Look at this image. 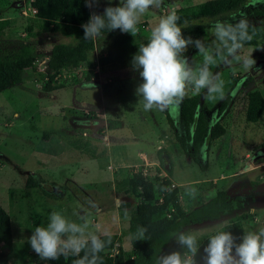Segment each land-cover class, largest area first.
<instances>
[{"label": "rangeland", "instance_id": "rangeland-1", "mask_svg": "<svg viewBox=\"0 0 264 264\" xmlns=\"http://www.w3.org/2000/svg\"><path fill=\"white\" fill-rule=\"evenodd\" d=\"M107 1L100 0L97 7L90 9L91 12L102 14ZM205 1L208 0H163L159 9H150L142 17L138 34L141 39H147L151 28L169 9L177 11ZM112 2L114 5L119 4V0ZM248 3L249 0L246 5ZM31 7L29 0H0V20H10L0 36V51L3 54H16L21 47L26 46L41 59L53 44L73 42L68 36L43 30L41 21L36 18ZM240 14H244L250 24H262L264 4L245 6L241 12L224 21H230L233 16L239 19ZM213 24L208 22L207 34L201 38L210 50L215 44ZM114 36L109 38L104 52L107 53ZM99 46H96L97 52L94 50V53H99ZM239 54L250 58L252 65L244 68L242 63L233 61L230 65L221 62L212 68L213 73H218L225 82L223 98L210 99L203 90L200 93L203 106L213 115H216L225 96L232 94L229 108L220 116L225 135L223 139L219 137L215 147H211L208 153V159L211 156L212 160L211 166H207L209 170H201L185 156L163 111L143 110L136 95V88L142 83V78L127 77L126 71L108 72L88 79L87 67L82 65L62 87L49 90L42 84V77L36 68L27 70L17 86L1 91L0 204L11 216V236L16 237V241L24 239V243L15 247L3 243V250L0 244V264H23L34 253L28 239L35 227L47 224V217L52 210H58L78 223L81 217L86 216L89 221L88 232L99 235L119 232L121 246L129 250V219L134 207L141 201L140 198L129 196L122 183L132 166L138 168L142 165L141 172L146 167L147 174L144 176L155 185L163 183V178H169V186L178 187L179 201L186 209L209 200L216 186L221 188V184L228 182L232 192L250 197V206L264 201V164L259 165L257 170L245 173L248 171L247 160L244 161L247 157L242 155L246 153L244 148L251 140L243 146L236 139L237 131L246 129V125L252 126L245 121V98L248 92L258 89L264 95V39H259L257 45L244 47ZM184 55L190 62L199 60L195 47L189 46ZM95 60V65L99 64L97 55H94ZM108 83L111 85L107 86ZM192 95L189 92L188 96ZM177 109L170 111L177 116ZM113 117L122 120L123 126L119 128L122 131H115L117 125H110L111 121L116 120ZM258 122L248 130L247 135H252L250 132L254 131L257 138L252 142L255 147L249 151L259 154L262 159L264 113ZM155 135L168 146L164 148L173 160L171 176L164 177L163 167L156 169L151 163L157 156V146L151 144ZM144 157L149 162L143 165L139 161ZM135 162L139 163L132 165ZM221 173L225 179H219ZM29 177L36 179L39 186L28 188L26 181ZM215 179L216 184L213 181ZM189 187L197 189L195 198L186 191ZM127 202L129 207L125 204ZM248 208L249 205L228 219V222L240 220L242 223L241 218L244 220L251 213ZM251 219L252 229L258 230L264 226V219L257 216H251ZM225 221L205 223L192 233L196 234V231L198 238H204L213 234L212 230L224 231L230 226ZM20 227L23 231L19 236ZM177 247H170L164 253ZM14 249H20L23 253Z\"/></svg>", "mask_w": 264, "mask_h": 264}, {"label": "trees", "instance_id": "trees-1", "mask_svg": "<svg viewBox=\"0 0 264 264\" xmlns=\"http://www.w3.org/2000/svg\"><path fill=\"white\" fill-rule=\"evenodd\" d=\"M246 4L247 0H208L177 10L176 13L180 18L178 23L185 37L201 39L207 34L208 22L224 21L229 16L241 12ZM30 5L36 10L35 16L41 21L43 30L60 33L73 39L71 43L57 42L50 48L47 61L49 81L45 84V88L54 90L62 87L67 79L57 86L52 84L55 75L64 69H78L82 65L87 67L88 79L96 77L97 74L92 72V68L95 65L94 50L98 44L101 75L126 71L127 77H140L139 73L133 70L131 61L133 55L138 52L139 45L146 43L147 39H141L138 33L134 37L130 33H121L119 29L108 32L104 30L100 38L85 40L82 24L89 20L91 10L85 5L84 0H30ZM107 6L108 1L104 9ZM9 24V20H0V36ZM249 32L250 34L254 32L255 35L251 41L245 43L244 47L257 45L259 39H264V22L250 24ZM113 35L115 36L106 53L103 48ZM36 58L31 48L26 46L21 47L20 51L13 55L3 54L0 51V92L20 84L27 70H36ZM39 74L43 79L44 75L41 72ZM234 79L238 80L236 77ZM244 83L246 84L247 81ZM106 85L109 86L111 83ZM245 99V121L250 125L263 117L264 95L260 90L252 89ZM231 100L232 94L228 93L221 101L216 115L203 106L201 94L186 96L178 106L177 116L170 110L164 111L167 123L174 131L183 153L201 170H205L208 166V153L212 142L225 133V128L220 123V116L229 108ZM110 125L117 124L111 121ZM156 154L160 167L162 166L167 175L171 176L172 159L169 152L164 147H160ZM131 169L122 183L129 196L141 199L129 219L131 246L129 250H125L116 234H108L111 243L107 244L100 253L102 264H155L158 255L163 254L170 247H177L174 237L184 231L185 227L232 217L240 213L250 202L248 196L231 194L228 190H218L209 200L186 211L179 201L178 187L171 188L169 178H163V183L155 185L141 172L142 165L138 168L132 166ZM26 184L28 188L39 186L38 181L32 177L27 179ZM125 204L129 207L128 202ZM138 226L147 228L148 240H135ZM231 226L235 227L233 224ZM11 228V217L0 204V244L11 246ZM226 228L228 229L224 231L229 230L230 226ZM108 236L101 235V238L107 241ZM210 236L198 238L201 254ZM74 259L76 257L65 259L62 256L59 260L44 261L34 252L24 260L23 264H72Z\"/></svg>", "mask_w": 264, "mask_h": 264}, {"label": "clouds", "instance_id": "clouds-1", "mask_svg": "<svg viewBox=\"0 0 264 264\" xmlns=\"http://www.w3.org/2000/svg\"><path fill=\"white\" fill-rule=\"evenodd\" d=\"M84 2L92 9L100 0ZM162 4L163 0H119V4L114 5L108 0L102 14L92 11L89 20L82 24L83 39L96 40L104 30L117 29L135 37L140 31L142 17ZM258 4H264V0H249L246 6ZM179 19L176 11L169 9L151 28L147 42L140 44L138 52L133 55L132 68L142 78L136 95L145 112L174 110L189 92L198 95L203 90L210 99L223 98L225 82L218 73H213V66L221 62L230 65L236 61L248 68L253 63L250 58L239 54L255 35L254 32L250 34V23L244 14H240L239 19L233 16L228 22L217 20L212 25L215 44L211 50L203 39L185 37ZM189 46L197 49L199 60L190 62L184 55ZM186 191L193 198L197 195L194 187ZM80 220L78 223L62 212L52 210L47 224L32 231L28 239L32 250L44 261L59 260L63 256L65 259L76 257L72 264H102L100 253L111 243V237L103 233L108 236L105 241L101 235L88 232V218L83 216ZM146 233V227L138 226L135 240H148ZM174 239L178 247L158 255L155 264H264V226L256 231H244L241 237L234 236L231 231H218L208 238L202 254L196 234L181 231Z\"/></svg>", "mask_w": 264, "mask_h": 264}, {"label": "crops", "instance_id": "crops-1", "mask_svg": "<svg viewBox=\"0 0 264 264\" xmlns=\"http://www.w3.org/2000/svg\"><path fill=\"white\" fill-rule=\"evenodd\" d=\"M5 19V18H4ZM6 20H9V18L8 19H6ZM9 22H10V20H9ZM179 108V107H178ZM178 110V109H177ZM163 113H164V111H163ZM173 113V112H172ZM174 114V113H173ZM164 115H165V113H164ZM175 115V114H174ZM166 117V116H165ZM113 120L114 119H116V120H114L115 121V123L117 124V127H115L114 128V130L115 131H122L121 129H119V128H121L123 125H122V120L121 119H119V118H112ZM257 123H259V122H256V123H251V125L252 126H247L246 125V129H241V130H239V131H237V143H242V145L243 146H245L246 144H245V142H247V141H250L251 140V143H249V142H247L248 144H247V148H244L245 150H246V153H244L242 156H244V157H247L246 159H244V161H246L247 162V165L246 166H248V168H247V170L248 171H244L245 173H247V172H251V171H254V170H257L258 168H259V165H262V164H264V157L262 158V159H260L261 158V156L259 155V154H251V152L249 151V149H251V150H253V148L255 147V145H254V143L252 142V141H254V139L255 138H257L256 136H255V133H254V131L253 132H250V133H253L252 135H247V133H249V129H251L254 125H256ZM169 125V124H168ZM118 128V129H117ZM153 129H154V127H152ZM142 136L144 135V134H141ZM224 135L225 134H223L222 136H220V138H222L223 139V137H224ZM145 136V135H144ZM251 136V137H250ZM258 136V135H257ZM142 138V137H141ZM112 141H113V139H112ZM219 141V138L218 139H216V140H214L213 142H212V148L213 147H215V145L217 144V142ZM158 143H162L161 145H158ZM152 146H154V145H156L157 146V148H156V150L155 151H157V149L158 148H160V147H168V146H166V144H165V141L164 140H161V138L159 137V136H156L155 135V139H153L152 140ZM249 147V148H248ZM258 147V146H257ZM151 154H152V152H150ZM211 153V152H210ZM211 154H213V153H211ZM130 157L131 158H133V156H132V154L130 155ZM156 158H157V156H156ZM155 158V160L153 159V161L151 162L152 164H154L153 166L156 168V169H158V167H160V162H159V160H158V158L156 159ZM144 159V160H143ZM143 159H141V161H139V162H141L142 164H144V162H146V163H148L149 161L147 160V158L146 157H144ZM146 159V160H145ZM172 159V158H171ZM173 161V160H172ZM130 162H133V161H130ZM139 162H135L134 164H132V165H136V164H138ZM211 163H212V160H211V156H210V159H208V165L209 166H211ZM208 168V167H207ZM207 170V169H206ZM208 170H209V168H208ZM221 178H219V179H225L224 178V175L221 173ZM214 181V183L216 184L217 182V180L215 179V180H213ZM218 190H228L231 194H240V193H234V192H232L231 191V188H230V184H229V182L228 183H225V184H221V188H218L217 186L215 187V191H214V194H215V192L216 191H218ZM214 194L213 195H211V196H214ZM201 204V203H200ZM200 204H198L197 206H199ZM182 206V205H181ZM197 206H195V207H193V208H190V209H186V208H184L183 206V209H185L186 211H190V210H192V209H194V208H196ZM248 211H250L251 213H250V215L247 217H245V216H243V217H245V219L243 220V218H241V221H242V223L240 222V220H231V222H228L229 220L228 219H230L231 217H224V218H221V219H218V220H213V221H205V222H203V223H198V224H193V225H189V226H187V227H185V229H184V231H188V232H192V231H194L195 229H197L198 227H203L204 226V224L205 223H210V222H215V221H224V220H226L225 221V223L227 224V225H230V228H229V230H227V231H230V229H231V232L233 233V235L234 236H237V237H241L242 235H243V233H244V231H256L255 229H252V226H253V222L251 221L252 219H251V216L253 217V216H257V217H259L260 219H264V201H258V202H255V203H253V204H251V206H250V203H249V208L247 209ZM11 217V216H10ZM242 217V216H241ZM246 218H248V219H246ZM237 222H239V223H241V225L240 224H235V223H237ZM225 224V225H226ZM234 225L235 227H233V226H231V225ZM250 224L252 225V226H250ZM12 219H11V227H12ZM234 230V231H233ZM22 231H23V229L20 227V233H19V236H20V234H22ZM217 231V230H216ZM216 231H213L212 230V233H216ZM195 233H196V235L198 236V234H197V232L195 231ZM107 234H116V235H118V237L120 236V233L119 232H116V233H114V232H112V233H107ZM103 235V234H102ZM207 236H209V235H207ZM207 236H203V237H207ZM21 239L23 238V236L22 237H20ZM120 238H121V236H120ZM201 238V237H200ZM19 240V239H18ZM27 242V241H26ZM22 243H24V239H22V240H19V241H16V237L14 238L13 236H12V246L13 247H15L17 244H22ZM4 245L2 244V250L3 249H5L4 247H3ZM8 246V245H7ZM14 250H16V252H21V253H23L20 249H14ZM19 250V251H18Z\"/></svg>", "mask_w": 264, "mask_h": 264}, {"label": "built area", "instance_id": "built-area-1", "mask_svg": "<svg viewBox=\"0 0 264 264\" xmlns=\"http://www.w3.org/2000/svg\"><path fill=\"white\" fill-rule=\"evenodd\" d=\"M30 1V0H29ZM32 8V11H33V13H35L36 12V10L33 8V7H31ZM96 52V51H95ZM94 55H97V53H94ZM48 59H49V57H48V54H46V55H44L41 59H38V58H36V60H35V65H36V68H37V70L39 71V72H41L44 76H43V79H42V84L44 83V84H46L48 81H49V78H48V74H47V61H48ZM95 62H96V60H95ZM97 62H98V55H97ZM100 66H99V64H96V65H94L93 66V68H92V70H94V73H96L97 75V77L99 76V75H101L100 74ZM76 69H73V70H66V69H64L63 71H61V72H59V73H57V75H55V77H54V81H52V84H54V85H57V84H60L63 80H66V79H69L71 76H72V74H73V72L75 71ZM95 77V76H94ZM93 77V78H94ZM144 165V164H143ZM144 167V166H143ZM142 173L144 174V175H146L147 174V168L145 167L144 169H143V171H142ZM160 173V172H159ZM165 173V172H164ZM165 176H166V173H165ZM164 176V177H165Z\"/></svg>", "mask_w": 264, "mask_h": 264}]
</instances>
